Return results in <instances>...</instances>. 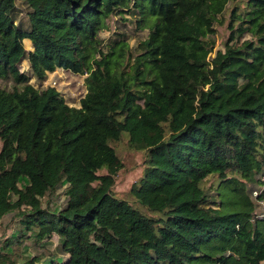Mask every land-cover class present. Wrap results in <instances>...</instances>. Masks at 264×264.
I'll return each instance as SVG.
<instances>
[{
    "label": "trees",
    "instance_id": "obj_1",
    "mask_svg": "<svg viewBox=\"0 0 264 264\" xmlns=\"http://www.w3.org/2000/svg\"><path fill=\"white\" fill-rule=\"evenodd\" d=\"M23 1L29 29L16 23L17 0H0V78L16 83L0 86V221L22 211L17 243L30 232L37 242L57 233L69 255L60 264H261L264 219L252 220L244 183L233 187V201L222 183L217 208L207 205L203 181L217 174L233 184L234 173L261 183L264 0L244 10L240 0ZM229 2L230 35L212 57ZM117 9L149 29L135 51L121 37L101 47ZM27 38L34 51L23 72ZM58 68L87 73L80 107L55 86L30 83ZM125 134L147 157L135 201L159 216L112 190L124 166L112 142ZM63 183L65 206L44 208L42 198ZM4 261L14 262L0 252Z\"/></svg>",
    "mask_w": 264,
    "mask_h": 264
},
{
    "label": "rangeland",
    "instance_id": "obj_2",
    "mask_svg": "<svg viewBox=\"0 0 264 264\" xmlns=\"http://www.w3.org/2000/svg\"><path fill=\"white\" fill-rule=\"evenodd\" d=\"M240 9L244 10L248 7V0L239 1ZM232 10V3L229 2L226 6V10L221 19L225 20L223 23H216V33L214 38L216 45L214 51L211 53L213 57L216 51L219 49H225V42L228 40L230 35L229 21L230 11ZM30 8L23 0H17L16 10L14 11V17L16 23L24 29H29L30 24L28 20V12ZM137 14L131 12L121 13V10L117 9L112 17L108 19V28L100 31L99 38L101 39V47L104 50L108 49L115 40L120 37L127 40L132 50L138 47L140 41L144 40L149 35V29H140L137 25ZM250 38L249 33H245L241 38V41ZM29 42L27 39L24 40V46L26 49V57L19 63V68L23 72L30 70V60L28 58L29 53L33 50L34 43ZM32 46V47H31ZM34 51V50H33ZM85 74H75L69 70L58 68L54 72L48 74L44 81H40L35 76H31L30 83L36 88L44 90L49 86H55L64 96L66 102L70 106L80 107L81 98L87 93V83ZM16 85L13 78H0V86L4 89L12 90ZM142 102V101H141ZM112 144L117 149L120 155L123 167L116 176V183L112 188L115 195L120 199H127L135 206L139 207L143 212L152 216H159L158 213H152L147 208L142 207L135 201V197L132 193L133 186L142 180L145 169H146V153L144 150H136L129 145V136L124 135L121 141H113ZM105 170L100 171L104 173ZM259 174L258 179L261 178ZM231 179H234L233 184L222 182L217 174L208 175L203 181V188L210 195L211 201L207 205H213L219 207L221 204L222 196L220 195L221 184L225 185L224 198L233 201V197L237 193L234 191L237 182H243L245 185V191L250 195V198L254 201L255 212L259 214L264 213V204L259 203L258 199L254 196V189H259L258 183H252L246 181L241 175L230 174ZM24 181L20 182L22 187ZM66 184H62L55 190L48 192L42 198V205L44 208L51 210H60L66 204L65 197ZM258 191V190H257ZM15 198V197H14ZM234 208V207H233ZM22 217V211H11L4 216L0 221V252H8L12 258L13 263L4 261L3 264H49L51 262L64 263L69 259V255L61 250L64 238L57 233L52 234L47 239L37 242L35 240V234L29 233V237L25 239L23 244L17 243L22 229L20 226V219ZM264 219V218H263ZM263 219H260V221ZM257 221H255V224ZM7 245V246H6ZM42 258H40L42 255ZM264 264V261L261 263Z\"/></svg>",
    "mask_w": 264,
    "mask_h": 264
},
{
    "label": "built area",
    "instance_id": "obj_3",
    "mask_svg": "<svg viewBox=\"0 0 264 264\" xmlns=\"http://www.w3.org/2000/svg\"><path fill=\"white\" fill-rule=\"evenodd\" d=\"M261 183L258 184L259 189L256 190V188L254 189V196L258 199L259 203L264 204V198H261L262 193L264 192V174L261 176L260 178ZM264 218V213L263 214H259L258 212H255V215L253 217L252 220L255 219H263ZM219 264V263H216Z\"/></svg>",
    "mask_w": 264,
    "mask_h": 264
},
{
    "label": "crops",
    "instance_id": "obj_4",
    "mask_svg": "<svg viewBox=\"0 0 264 264\" xmlns=\"http://www.w3.org/2000/svg\"><path fill=\"white\" fill-rule=\"evenodd\" d=\"M27 39H28L29 42H32V40H31L30 38H27ZM32 45H33V43H32ZM31 47H32V46H31ZM33 50H34V46H33ZM33 50H32V51H33ZM32 51H31V52H32Z\"/></svg>",
    "mask_w": 264,
    "mask_h": 264
},
{
    "label": "bare ground",
    "instance_id": "obj_5",
    "mask_svg": "<svg viewBox=\"0 0 264 264\" xmlns=\"http://www.w3.org/2000/svg\"><path fill=\"white\" fill-rule=\"evenodd\" d=\"M28 40V39H27Z\"/></svg>",
    "mask_w": 264,
    "mask_h": 264
}]
</instances>
